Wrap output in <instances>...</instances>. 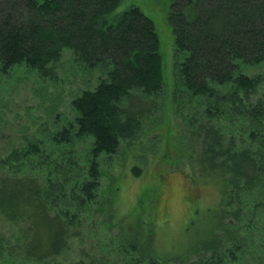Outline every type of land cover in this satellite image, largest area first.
Segmentation results:
<instances>
[{"label":"trees","instance_id":"1","mask_svg":"<svg viewBox=\"0 0 264 264\" xmlns=\"http://www.w3.org/2000/svg\"><path fill=\"white\" fill-rule=\"evenodd\" d=\"M120 3L0 0L2 77L23 65L45 80L64 51L82 74L98 75L70 100L69 121L0 159V221L15 241L0 237V260L59 264L79 240L71 264H264V0L169 6L174 154L204 181L217 180L222 200L219 223L184 257H163L134 225L118 226L111 191L101 189V159L159 130L163 107L154 24L135 5L114 14ZM96 213L120 232L98 233L86 248ZM5 243L15 252L4 253Z\"/></svg>","mask_w":264,"mask_h":264},{"label":"rangeland","instance_id":"2","mask_svg":"<svg viewBox=\"0 0 264 264\" xmlns=\"http://www.w3.org/2000/svg\"><path fill=\"white\" fill-rule=\"evenodd\" d=\"M171 2L121 0L114 11V14L121 13L135 5L153 22L162 58L163 107L158 118L159 130L141 135L130 148L122 144L107 161L101 159L104 176L100 182L103 192L111 191L109 211L112 219H120L118 226L122 219L124 225H134L140 237L151 238L155 252L163 257H184L217 226L222 200L217 180L204 181L188 162H177L174 154V34L167 18ZM6 76L9 77L0 75V159L19 148L25 139H43L47 131L69 121L74 115L70 100L82 89L95 85L98 77L97 73L82 74L68 51L62 53L53 73L45 80L37 78L23 65ZM76 148L79 151V146ZM133 166L139 169L137 176L133 174ZM111 218L104 220L101 214H95L91 237L84 235L82 239L86 248L91 244L96 246L101 238L98 233L120 232L116 226L105 227ZM13 232L12 227L0 221L2 242L13 245ZM6 243L4 253L8 250L14 253L15 249ZM71 243L65 258L58 260L59 264L72 263L73 249L80 242ZM0 264L9 263L0 260Z\"/></svg>","mask_w":264,"mask_h":264}]
</instances>
